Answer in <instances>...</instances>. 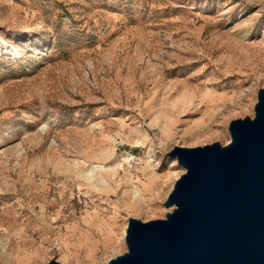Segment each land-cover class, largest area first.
Here are the masks:
<instances>
[{"label":"rangeland","instance_id":"rangeland-1","mask_svg":"<svg viewBox=\"0 0 264 264\" xmlns=\"http://www.w3.org/2000/svg\"><path fill=\"white\" fill-rule=\"evenodd\" d=\"M263 93L264 0H0V264L133 258Z\"/></svg>","mask_w":264,"mask_h":264},{"label":"water","instance_id":"water-1","mask_svg":"<svg viewBox=\"0 0 264 264\" xmlns=\"http://www.w3.org/2000/svg\"><path fill=\"white\" fill-rule=\"evenodd\" d=\"M258 113L257 122L232 128L239 146L225 155L224 185L220 148L176 151L189 167L174 194L179 210L169 224L131 222L133 258L119 264H264V93Z\"/></svg>","mask_w":264,"mask_h":264},{"label":"bare ground","instance_id":"bare-ground-1","mask_svg":"<svg viewBox=\"0 0 264 264\" xmlns=\"http://www.w3.org/2000/svg\"><path fill=\"white\" fill-rule=\"evenodd\" d=\"M258 114H260V113H258ZM257 120H258V117L254 121V123L257 122ZM238 146H239V140L236 137L235 133H233L231 135V140L225 146H223L221 150H219L216 161L218 164V172H219L220 177H221L222 185H224L225 183L230 181V177H231V174H230V172H229V170L225 164V155L232 153L235 150H238ZM172 221H174V218ZM54 263L60 264L56 261H54ZM119 263H122V260L120 259L119 256H116V257H112V258L108 259L106 264H119Z\"/></svg>","mask_w":264,"mask_h":264}]
</instances>
